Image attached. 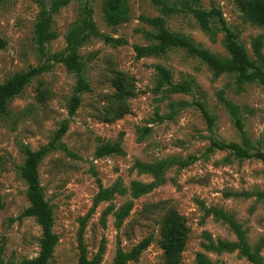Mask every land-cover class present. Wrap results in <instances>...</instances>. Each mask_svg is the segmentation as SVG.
I'll use <instances>...</instances> for the list:
<instances>
[{
    "label": "rangeland",
    "instance_id": "374dc122",
    "mask_svg": "<svg viewBox=\"0 0 264 264\" xmlns=\"http://www.w3.org/2000/svg\"><path fill=\"white\" fill-rule=\"evenodd\" d=\"M49 6L52 0H43ZM205 10L217 8L225 24L246 49L249 58L264 68V26L248 19L237 0H168ZM92 9L97 34L78 53L85 64L90 90L80 95L72 115L66 104L75 75L53 57L65 48L68 27L81 19L82 7ZM126 17L111 23L105 0H69L52 16L56 37L40 51L34 41L39 9L35 0H4L0 4V83L16 72L43 70L8 101L0 114V260L19 264L38 254L41 228L28 206L26 184L19 168L23 148L37 150L53 140L63 120L67 128L55 147L41 158L38 177L43 197L52 210V230L58 236L50 264H75L79 231L88 258L110 264L116 252L129 251L146 237L149 244L138 259L127 264H167L162 249L164 218L181 216L186 227L184 245L176 264H252L238 249L207 248L218 239L236 235L207 210L222 209L245 230L252 250L264 262V165L254 157L239 158L228 149L207 151L212 140L241 141L231 108L243 125L250 144L264 151V86L256 81L237 84L235 73L216 74L199 57L182 47L163 54H139L153 44L156 27L150 19L161 16L168 29L188 37L217 57L227 58L225 32L216 16L202 30L188 10L162 15L151 0H125ZM261 41L260 56L252 44ZM170 72L169 83L156 84L154 65ZM122 74L133 95L120 110L112 97L114 80ZM185 89L175 91L174 85ZM199 103L211 117L208 124ZM149 129L144 132V129ZM118 142L121 153L97 156L98 146ZM162 165L159 177L142 171L136 162ZM189 161L187 164H181Z\"/></svg>",
    "mask_w": 264,
    "mask_h": 264
},
{
    "label": "trees",
    "instance_id": "16d2710c",
    "mask_svg": "<svg viewBox=\"0 0 264 264\" xmlns=\"http://www.w3.org/2000/svg\"><path fill=\"white\" fill-rule=\"evenodd\" d=\"M4 0H0V4ZM38 2L39 9L37 12L34 24V41L40 51L43 50L44 45L56 37V32L52 29V16L62 6H65L69 0H52L49 6H46L43 0H35ZM245 14L253 23L264 26V0H237ZM151 2L159 8L162 15H169L177 13L182 10H188L193 18L198 23L202 30L209 29L210 18L216 16L225 32V48L229 53V57H217L207 49L197 46L188 37L182 34L174 33L168 29L161 16L150 19V22L156 27V32L151 34L154 43L151 45L139 47L137 49L139 54L158 55L165 53L172 47H182L189 54L199 57L204 61L216 74L221 72L235 73V80L237 84L243 82L256 81L264 86V68L256 65L248 56L245 47L237 41L235 33L227 27L223 16L219 9L212 8L205 10L199 7H192L186 5L184 8H179L170 4L168 0H151ZM125 0H105V13L107 19L111 23H119L126 17ZM97 34L95 23L92 19V9L85 3L82 7V17L79 21L72 23L65 32V48L60 53H55L53 57L61 62L65 69L75 75V85L73 93L68 99L66 108L67 113L72 115L80 103V95L90 90V84L84 77L85 64L81 60L78 53V48L92 35ZM0 45H3L0 39ZM253 51L257 56H260L261 41L255 39L253 44ZM157 74L156 84L162 87L169 83L171 74L169 70L162 64L154 65ZM43 67L29 68L23 72H16L9 78L0 83V114L5 113L8 101L15 95L19 94L29 80L40 73ZM115 91L112 94L116 103V107L120 110L117 114H121L125 109V99L133 95V90L128 83L123 82L122 74H118L114 80ZM175 91L184 90V85L177 84L173 86ZM227 105L231 108L234 117L235 126L242 133L241 141H217L212 140L207 147V151L215 149H228L236 157L259 159L264 165V151L254 148L247 137L243 135V125L236 115V107L227 101ZM199 109L208 122L211 124V117L205 108L199 103ZM67 128V121L63 120L60 127L54 134L53 140L47 145L40 147L37 150H32L28 147L23 148L24 160L19 168L21 178L26 184V197L28 206L23 210L22 215L32 216L41 228V236L39 238V251L35 257L24 258L19 264H50L54 247L58 242V236L53 232V216L52 210L48 202L43 197L42 189L38 177V164L41 158L50 149L55 147V142L65 132ZM149 129H144L147 132ZM122 148L120 143H105L97 147L95 153L97 156H102L110 153H121ZM189 161H183L181 164H187ZM167 161H159L157 163L136 162L138 168L142 171L150 172L154 177H159V172L163 164ZM258 198H264V191L256 193ZM215 218L220 219L226 223L236 235L235 241H226L218 239L216 242L211 241L207 244V248L214 251L238 249L243 256L252 264H264L257 250H252L247 238L245 230L233 216L227 214L222 209L210 207L207 210ZM164 230L162 238V249L164 258L167 264H176L179 261L180 252L184 245V238L186 227L181 219V216L176 212H169L164 218ZM150 241V237L144 238L127 252L118 250L110 264H127L128 261H135L138 259L139 253L144 249ZM79 256L75 264H101L99 257L95 256L88 258L86 255L85 246L82 242L81 229L79 231ZM204 264H213L204 261ZM0 264L2 261L0 260Z\"/></svg>",
    "mask_w": 264,
    "mask_h": 264
}]
</instances>
